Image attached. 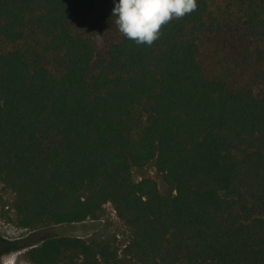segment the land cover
<instances>
[{
	"label": "trees",
	"instance_id": "1",
	"mask_svg": "<svg viewBox=\"0 0 264 264\" xmlns=\"http://www.w3.org/2000/svg\"><path fill=\"white\" fill-rule=\"evenodd\" d=\"M223 1L237 26L196 0L151 45L97 49L75 21L114 0H0L5 216L53 230L26 246L32 264H264V0ZM207 34L231 37L250 81L205 72ZM151 162L164 192L133 179ZM107 202L125 243L102 226Z\"/></svg>",
	"mask_w": 264,
	"mask_h": 264
},
{
	"label": "rangeland",
	"instance_id": "2",
	"mask_svg": "<svg viewBox=\"0 0 264 264\" xmlns=\"http://www.w3.org/2000/svg\"><path fill=\"white\" fill-rule=\"evenodd\" d=\"M215 1L214 8L220 10L223 20L229 21L232 27L237 26L238 22L235 19L234 11L231 13L227 12L223 0ZM115 19V17L100 12L97 8L93 14L83 16L75 21L74 30L75 32L90 36L96 48L100 49L108 42L116 40L122 35L115 23ZM230 41L231 37L224 35L215 36L207 34L203 37L200 42V54L205 72L209 76H223L227 74L228 77H232L235 74L242 82L250 81L246 72L240 74V69L235 71V65L227 60V53L230 50L228 44ZM212 47L216 50V56H213V51L210 50ZM228 79L231 80V78ZM254 89L256 92H259L260 85H255ZM132 175L134 180H139L142 176H150L157 181L160 191L164 192L168 189L162 181L161 174L152 162L142 168L133 167ZM11 198L12 193L10 190L4 189L0 185V238L10 242L8 245H0V264H32L25 255L26 246L40 241L44 236L52 233L53 230L51 227L24 228L16 225L14 222L8 221L5 215L12 212V209L7 206ZM104 209L105 211L101 217L102 226L107 230L116 232L119 242L125 243L127 239L126 228L117 216L112 204L109 202L105 203Z\"/></svg>",
	"mask_w": 264,
	"mask_h": 264
},
{
	"label": "clouds",
	"instance_id": "3",
	"mask_svg": "<svg viewBox=\"0 0 264 264\" xmlns=\"http://www.w3.org/2000/svg\"><path fill=\"white\" fill-rule=\"evenodd\" d=\"M196 7V0H114L112 16L126 38L151 45L159 37L162 25Z\"/></svg>",
	"mask_w": 264,
	"mask_h": 264
}]
</instances>
